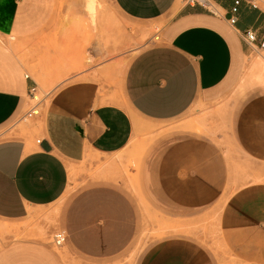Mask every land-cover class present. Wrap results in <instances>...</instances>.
Segmentation results:
<instances>
[{
	"label": "crops",
	"instance_id": "1",
	"mask_svg": "<svg viewBox=\"0 0 264 264\" xmlns=\"http://www.w3.org/2000/svg\"><path fill=\"white\" fill-rule=\"evenodd\" d=\"M101 1L128 20L164 24L159 41L143 48L126 70L124 106L105 99L96 81H72L56 89L38 119L12 128L31 105L28 92L34 79L26 77L7 43H0V218L20 220L34 208L57 202L69 185L70 164L87 159L88 164L106 165L125 158L140 137L136 128L142 121L164 123L197 104L212 106L223 100L250 52L239 31L264 27L262 12L244 2L235 6L234 0H214L225 17L184 0ZM52 6L53 0H0V36L7 41L8 36L31 35L47 20ZM231 14L238 16L234 26L227 20ZM242 109L236 136L250 160L247 172L230 176L219 145L208 136L185 131L153 141L141 159L140 176L155 205L193 219L219 207L224 192L231 191L220 211L224 239L239 264H264V100ZM60 231L66 239L58 246L54 236ZM68 239V230L62 228L51 242L62 247ZM78 250L88 256L89 264H107L126 248ZM0 264L63 262L44 242L26 241L0 250ZM138 264L215 261L197 239L177 235L156 241Z\"/></svg>",
	"mask_w": 264,
	"mask_h": 264
},
{
	"label": "rangeland",
	"instance_id": "2",
	"mask_svg": "<svg viewBox=\"0 0 264 264\" xmlns=\"http://www.w3.org/2000/svg\"><path fill=\"white\" fill-rule=\"evenodd\" d=\"M85 1L84 7L83 0H53L47 20L37 31L29 36H8L7 41L0 36V43H7L14 51L42 96L48 94L42 111L57 88L78 80L96 81L105 99L124 106L123 80L130 62L143 48L158 42L156 36L164 28L163 23L128 20L101 0H93L92 8L91 0ZM262 76L264 51L251 50L244 57L237 82L214 106L197 104L186 114L164 123L142 121L136 128L140 137L133 141L132 150L114 164H88L87 159L70 164L69 185L57 202L34 208L32 215L20 220L0 218V250L40 241L51 246L63 264H89L88 256L78 248L97 252L126 248L124 254L107 264H138L156 241L188 235L211 252L215 264H239L224 239L220 222V211L231 191L224 192L219 207L209 208L210 213L203 217L174 215L155 205L147 195L140 167L153 141L169 133L190 131L208 136L219 145L229 162L230 176L247 172L250 160L237 140V113L243 106H255V102L264 100ZM36 119L21 117L12 128ZM249 177L243 175L246 180ZM62 228L68 230L69 239L65 246L57 247L51 242L52 236Z\"/></svg>",
	"mask_w": 264,
	"mask_h": 264
},
{
	"label": "built area",
	"instance_id": "3",
	"mask_svg": "<svg viewBox=\"0 0 264 264\" xmlns=\"http://www.w3.org/2000/svg\"><path fill=\"white\" fill-rule=\"evenodd\" d=\"M186 4L200 5L210 13L215 16L225 17V12L217 5L214 0H184ZM246 3L248 6L258 9L264 14V0H234V5L238 6L242 3ZM230 25L234 26L238 22V16L231 14L227 17ZM239 35L245 46L251 51L262 50L264 51V27L260 26H250L244 30L239 31ZM160 36L157 35L156 39ZM27 78H30L29 74H26ZM48 94L42 96L38 84L33 80V84L29 88L28 97L31 101L30 107L22 115V118L30 119L35 118L42 113V106L44 104L45 98ZM39 142L41 139L38 140ZM66 239L65 233L63 231L57 232L54 236V242L56 245H61Z\"/></svg>",
	"mask_w": 264,
	"mask_h": 264
},
{
	"label": "bare ground",
	"instance_id": "4",
	"mask_svg": "<svg viewBox=\"0 0 264 264\" xmlns=\"http://www.w3.org/2000/svg\"><path fill=\"white\" fill-rule=\"evenodd\" d=\"M89 6H91V8L94 6V1H93V0L90 1ZM91 8H90V9H91ZM92 10H93V9H92ZM262 77H264V76H262Z\"/></svg>",
	"mask_w": 264,
	"mask_h": 264
}]
</instances>
